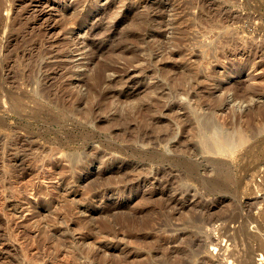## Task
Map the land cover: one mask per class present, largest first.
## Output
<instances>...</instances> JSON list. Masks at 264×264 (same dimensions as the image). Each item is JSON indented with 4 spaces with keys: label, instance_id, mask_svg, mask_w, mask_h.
I'll return each instance as SVG.
<instances>
[{
    "label": "rangeland",
    "instance_id": "374dc122",
    "mask_svg": "<svg viewBox=\"0 0 264 264\" xmlns=\"http://www.w3.org/2000/svg\"><path fill=\"white\" fill-rule=\"evenodd\" d=\"M186 237L264 264V0H0V264Z\"/></svg>",
    "mask_w": 264,
    "mask_h": 264
},
{
    "label": "bare ground",
    "instance_id": "6f19581e",
    "mask_svg": "<svg viewBox=\"0 0 264 264\" xmlns=\"http://www.w3.org/2000/svg\"><path fill=\"white\" fill-rule=\"evenodd\" d=\"M83 16V15H82ZM81 19V18H79ZM83 19V18H82ZM81 19V20H82ZM77 20V19H76ZM79 21V20H78ZM83 21V20H82ZM74 22V21H73ZM72 22V23H73ZM83 23V22H82ZM78 24V22H77ZM74 26H75V22H74ZM209 114V113H207ZM204 115V114H203ZM202 115V120H201V124L202 127L204 129V131H209V134H207V137H211L214 138V140L216 141V143L221 145L224 144L232 147L236 144V142H238L239 140H241V136L239 135V133H233L231 131H227L226 129H223L222 125H220L216 119L214 120L213 116L210 115L207 116L205 115L203 117ZM213 118V119H212ZM212 119V120H211ZM209 135V136H208ZM209 138V139H211ZM210 141H213L212 139ZM213 143H211L212 145ZM210 146V145H209ZM226 146V147H227ZM216 147V146H215ZM219 147V146H218ZM217 147V148H218ZM210 148H214V145H212V147L210 146ZM228 149V148H226ZM232 149V148H231ZM222 150V149H221ZM167 181V180H166ZM197 195V194H196ZM180 196V195H179ZM184 197V196H183ZM203 200V199H202ZM168 203V202H167ZM175 203V202H173ZM172 204V203H171ZM179 205V204H178ZM204 205V204H202ZM198 208V207H197ZM209 208V207H208ZM185 211V210H184ZM182 212V211H181ZM205 212V211H204ZM180 214V213H179ZM199 214V213H198ZM197 214V215H198ZM213 214V213H212ZM203 215V214H202ZM209 217V216H208ZM191 220V219H189ZM192 221V220H191ZM203 223V222H202ZM207 223V222H206ZM162 224V223H161ZM214 224V223H213ZM163 225V224H162ZM200 227V226H199ZM204 228V227H202ZM201 229V228H200ZM205 229V228H204ZM166 230V229H165ZM168 235V234H167ZM184 235V234H183ZM182 236V235H181ZM187 236V235H186ZM195 236V235H194ZM181 238V237H180ZM199 239H194L192 238H184L183 240L179 241L178 246L176 247H171V249H166L164 248V246H162L161 244H157V243H150V244H145V250L146 253L145 254V264H151V259L156 257V261L157 264H195L192 263L190 259L194 258V256L198 253V247L196 246L197 244H199V242L197 241ZM150 241V240H149ZM154 242V241H153ZM158 242V241H157ZM174 242V241H173ZM178 242V241H177ZM194 242V243H193ZM149 243V242H148ZM176 243V242H175ZM200 245V244H199ZM169 247V246H168ZM202 248V247H201ZM260 250V249H259ZM264 250V249H262ZM173 251H177L176 253L182 251L183 254H180L181 256H176V259H171L170 256L171 253ZM200 252V251H199ZM202 252V251H201ZM175 254V252L172 253V255ZM185 255L186 258H185ZM229 256V255H228ZM173 258V257H172ZM264 259V258H262ZM155 261V260H154ZM197 262V261H196ZM234 262V261H233ZM243 262V261H242ZM214 262H211L210 260L207 259H202V261L199 264H213ZM155 264V263H154ZM242 264H247L246 262H243Z\"/></svg>",
    "mask_w": 264,
    "mask_h": 264
}]
</instances>
